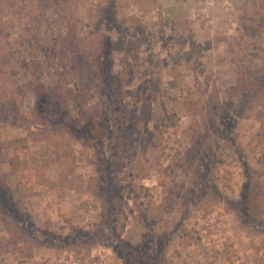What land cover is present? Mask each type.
Segmentation results:
<instances>
[{"label": "rangeland", "instance_id": "obj_1", "mask_svg": "<svg viewBox=\"0 0 264 264\" xmlns=\"http://www.w3.org/2000/svg\"><path fill=\"white\" fill-rule=\"evenodd\" d=\"M0 31V264H165L220 207L264 231V0H0Z\"/></svg>", "mask_w": 264, "mask_h": 264}, {"label": "crops", "instance_id": "obj_2", "mask_svg": "<svg viewBox=\"0 0 264 264\" xmlns=\"http://www.w3.org/2000/svg\"><path fill=\"white\" fill-rule=\"evenodd\" d=\"M187 7L189 8V6ZM192 7L194 6L192 5ZM183 17V19H187L190 21L189 23L193 24V17L187 14L183 15ZM234 38H238V34L234 35ZM147 180L148 182L153 181V179ZM151 186L155 185L153 184ZM160 186H158L159 190H161ZM33 195L36 204H39L41 209L47 210L52 205L55 206L54 203L57 202L53 199V196L48 199L47 197H41L40 193L35 194L33 192ZM82 197L84 198L85 196ZM30 200L34 203L32 196ZM72 200L73 202H71L70 198L64 199L55 208H60L59 213L61 214L67 211L70 213L72 207L74 209L72 204L79 203L77 198H72ZM24 201L27 202L26 200ZM87 204L88 201H86L84 209L87 208L88 210L89 206L87 207ZM218 210L220 211L211 214L199 213L198 211L193 215L194 220H191L192 218L189 219L191 222L187 227L174 231V241L172 240L169 243V249L165 248L166 258L168 260L165 264H264V231H258L253 226H247L249 228H245L237 224L236 212L233 213L230 211L228 213V211L221 207ZM198 214H200V217H198ZM72 215H65V217H70L72 220ZM53 216L46 218V221L50 225L54 224L53 219L55 218ZM63 218L64 216L58 217L59 225L61 223L65 224ZM70 223L72 224V221ZM2 226L3 230L0 232V235L6 234L7 236L8 232L1 221L0 228ZM166 232L167 229L165 228L163 233ZM20 243L21 241H19ZM105 251L107 253L102 256L103 259L107 258L106 255L115 252L110 247L106 248Z\"/></svg>", "mask_w": 264, "mask_h": 264}, {"label": "trees", "instance_id": "obj_3", "mask_svg": "<svg viewBox=\"0 0 264 264\" xmlns=\"http://www.w3.org/2000/svg\"><path fill=\"white\" fill-rule=\"evenodd\" d=\"M1 31H2V30H1ZM1 31H0V32H1ZM151 151H152L151 153H152L153 155H156V154H157L156 151H154V150H151ZM153 155H152V157H153ZM139 158H140V157H139ZM159 159H160V157H159L158 154H157L156 157L154 156V160H153V164H154V165H153V168H159V167H160V165H159V164H160V160H159ZM140 162H142V160H141ZM149 162H150V160H149ZM141 164H143V166L145 167V163H144V162L141 163ZM146 166H147V165H146ZM159 171H160V172H164V170H163V169H160V168H159Z\"/></svg>", "mask_w": 264, "mask_h": 264}]
</instances>
